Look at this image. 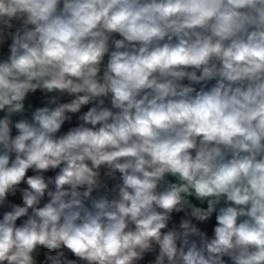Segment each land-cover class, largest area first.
<instances>
[{
  "label": "clouds",
  "instance_id": "9594fccd",
  "mask_svg": "<svg viewBox=\"0 0 264 264\" xmlns=\"http://www.w3.org/2000/svg\"><path fill=\"white\" fill-rule=\"evenodd\" d=\"M0 264H264V0H0Z\"/></svg>",
  "mask_w": 264,
  "mask_h": 264
}]
</instances>
